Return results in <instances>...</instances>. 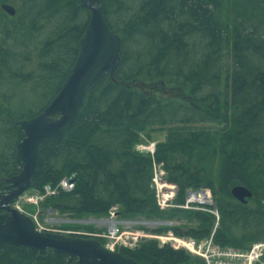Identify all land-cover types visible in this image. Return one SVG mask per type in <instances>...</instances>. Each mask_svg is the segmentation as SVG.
Segmentation results:
<instances>
[{
    "label": "trees",
    "instance_id": "1",
    "mask_svg": "<svg viewBox=\"0 0 264 264\" xmlns=\"http://www.w3.org/2000/svg\"><path fill=\"white\" fill-rule=\"evenodd\" d=\"M102 8L121 37L120 63L113 77L90 88L66 137L41 146L30 191L74 174L79 180L73 191L49 197L43 210L102 217L116 209L122 220L194 223L172 230L208 237L216 224L210 213L159 209L152 185L159 164L177 186L175 204L188 191L211 192L220 217L217 243L248 249L263 240L264 0H103ZM88 21L76 0H0V195L21 170L19 122L58 95ZM153 133L166 134V141L156 144L153 157L138 153L141 137ZM238 185L253 193L247 204L231 195ZM119 252L137 264L192 262L185 251L156 241ZM0 264L75 263L52 251L41 256L0 244Z\"/></svg>",
    "mask_w": 264,
    "mask_h": 264
},
{
    "label": "water",
    "instance_id": "2",
    "mask_svg": "<svg viewBox=\"0 0 264 264\" xmlns=\"http://www.w3.org/2000/svg\"><path fill=\"white\" fill-rule=\"evenodd\" d=\"M102 1L76 0L89 12L77 60L51 103L34 117L19 122L24 139L17 145L16 161L21 164V170L6 179L7 192L0 195V244L27 248L41 256L52 251L66 256L69 263L75 264H137L118 252L107 250L96 240L39 232L30 217L11 207L32 187L41 146L49 139L61 141L66 137L84 106L90 88L107 74L113 77L120 63L121 37L109 28ZM1 8L11 17L16 15L11 5L3 4ZM69 183L78 184V176L74 174ZM231 195L238 202L247 204L253 193L238 185L232 188Z\"/></svg>",
    "mask_w": 264,
    "mask_h": 264
},
{
    "label": "built area",
    "instance_id": "3",
    "mask_svg": "<svg viewBox=\"0 0 264 264\" xmlns=\"http://www.w3.org/2000/svg\"><path fill=\"white\" fill-rule=\"evenodd\" d=\"M137 150L142 153H150L152 156L155 153L154 145L139 146ZM153 186L156 191L157 205L161 210L176 207L173 205V200L176 197L175 186L168 184L165 180V173L161 166L154 164L153 166ZM75 184H70L68 179L62 180L56 188L46 186L43 193L40 194H26L13 206L14 209L24 212V204L39 205L46 198L56 195L59 191L70 192L74 189ZM211 203L210 195L207 192L194 193L189 192L185 204L180 208L186 210H202L212 213L217 216L215 211L202 208ZM51 213V211H48ZM37 224V216L32 217ZM110 220V219H109ZM100 220L94 222V227L105 229L97 234H81L73 233L75 235L101 238L106 241L105 248L111 252H115L120 248L133 250L143 240H155L161 247L171 246L176 250H184L194 259L192 264H264V240L251 246L249 250L242 251L233 248L222 247L215 242L214 232L209 238L201 241L194 239H186L177 237L173 232L169 231L163 235L154 233L157 228L164 226L162 224H134L133 221H125L121 223L118 220ZM47 224H52L51 219H46ZM100 222L103 225H98ZM118 223L124 224L119 226ZM39 226V225H38ZM39 230L42 228L39 226ZM72 234L69 232H65Z\"/></svg>",
    "mask_w": 264,
    "mask_h": 264
},
{
    "label": "rangeland",
    "instance_id": "4",
    "mask_svg": "<svg viewBox=\"0 0 264 264\" xmlns=\"http://www.w3.org/2000/svg\"><path fill=\"white\" fill-rule=\"evenodd\" d=\"M181 97V96H180ZM40 104V102H39ZM141 145H146L149 144L150 142L158 144L166 141V134H160V133H153L150 134V138H147L146 136L141 137ZM211 194V193H210ZM212 196V195H211ZM176 206H180L177 205ZM28 210L33 213H39L40 218H37V224H36V229L40 231L39 226L42 228L40 232L42 233H51V234H61L60 232L67 231L69 233H81V234H88V233H93L96 231H102L105 229L93 227L94 222L100 221V220H109L110 222L112 220V216L106 215L102 217H97V216H82V217H73L68 214H59L57 212H52L48 213L47 210H43V208L38 209L37 207H28ZM44 212V213H42ZM46 219H51L52 224H47L45 222ZM33 220V218H32ZM128 221H133L135 222L134 224H137L140 226V224H149V223H154V224H162L164 226H161L157 228V231H164V230H169L172 228H185V227H191L195 228L196 224L194 223H187L185 221H177V220H168V219H156V218H135V219H126ZM119 222L125 223V221H121V219H118ZM34 222V220H33ZM149 222V223H146ZM99 225V223H97ZM39 225V226H38ZM119 226H124V224L118 223ZM73 227H78V229H72ZM85 228H90L93 229L94 231H91L89 229ZM166 232V231H164ZM68 235V234H66ZM73 238H81L78 236H75ZM86 239H94L93 237H85Z\"/></svg>",
    "mask_w": 264,
    "mask_h": 264
},
{
    "label": "bare ground",
    "instance_id": "5",
    "mask_svg": "<svg viewBox=\"0 0 264 264\" xmlns=\"http://www.w3.org/2000/svg\"><path fill=\"white\" fill-rule=\"evenodd\" d=\"M99 223V225H103V224H101L100 222H98ZM163 234V233H162ZM79 237V236H78ZM71 238V237H70Z\"/></svg>",
    "mask_w": 264,
    "mask_h": 264
}]
</instances>
